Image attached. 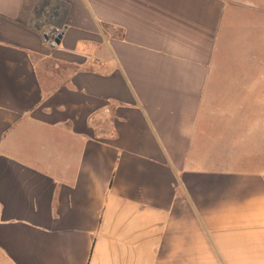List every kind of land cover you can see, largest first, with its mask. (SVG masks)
Masks as SVG:
<instances>
[{"label": "crops", "instance_id": "1", "mask_svg": "<svg viewBox=\"0 0 264 264\" xmlns=\"http://www.w3.org/2000/svg\"><path fill=\"white\" fill-rule=\"evenodd\" d=\"M238 2L0 0V264H264Z\"/></svg>", "mask_w": 264, "mask_h": 264}, {"label": "rangeland", "instance_id": "2", "mask_svg": "<svg viewBox=\"0 0 264 264\" xmlns=\"http://www.w3.org/2000/svg\"><path fill=\"white\" fill-rule=\"evenodd\" d=\"M238 3L237 11L230 12L234 15V26L223 31V59L227 64L223 72L264 73V0ZM227 20H232L230 14Z\"/></svg>", "mask_w": 264, "mask_h": 264}, {"label": "built area", "instance_id": "3", "mask_svg": "<svg viewBox=\"0 0 264 264\" xmlns=\"http://www.w3.org/2000/svg\"><path fill=\"white\" fill-rule=\"evenodd\" d=\"M66 33L65 30L55 29L47 34V42L50 47L56 48L58 47V44L56 43V39L59 36H64Z\"/></svg>", "mask_w": 264, "mask_h": 264}, {"label": "water", "instance_id": "4", "mask_svg": "<svg viewBox=\"0 0 264 264\" xmlns=\"http://www.w3.org/2000/svg\"><path fill=\"white\" fill-rule=\"evenodd\" d=\"M62 36H59L57 39H56V43L58 44V45H60L61 44V42H62Z\"/></svg>", "mask_w": 264, "mask_h": 264}]
</instances>
